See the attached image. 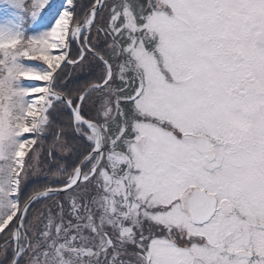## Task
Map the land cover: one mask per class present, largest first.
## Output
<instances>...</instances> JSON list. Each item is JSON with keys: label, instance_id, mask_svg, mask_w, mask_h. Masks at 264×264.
<instances>
[{"label": "snow or ice", "instance_id": "6c2138e0", "mask_svg": "<svg viewBox=\"0 0 264 264\" xmlns=\"http://www.w3.org/2000/svg\"><path fill=\"white\" fill-rule=\"evenodd\" d=\"M0 264H264V0H0Z\"/></svg>", "mask_w": 264, "mask_h": 264}]
</instances>
